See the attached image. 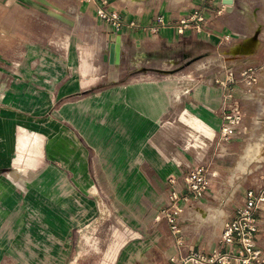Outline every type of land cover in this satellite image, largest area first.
Masks as SVG:
<instances>
[{
	"label": "crops",
	"instance_id": "0c3cea01",
	"mask_svg": "<svg viewBox=\"0 0 264 264\" xmlns=\"http://www.w3.org/2000/svg\"><path fill=\"white\" fill-rule=\"evenodd\" d=\"M202 4L203 0H0V153L9 151L7 160L0 154V209L29 204L38 214L16 221L0 211L2 260L63 264L68 253L76 223L75 199L62 197L54 188L55 194H46L42 173L41 177L36 174L33 186L8 184L4 177L10 174L11 168L6 166L15 158L16 141L26 143L17 139L18 132L20 138L27 121L42 125L45 120L37 118V113L47 108L44 98L50 96L57 121L60 112H67L72 123L84 128L87 138L91 136L92 111L99 112V121H107L103 112L115 113V140L122 138L123 129L128 130L132 174L154 193L148 205L153 209L167 205L173 190L186 192L185 177L191 167L203 161L213 164L216 176L208 192L200 200L183 203L180 222L187 243L196 251L227 250L219 246L225 222L237 216L248 189L264 186V69L255 84L237 88L248 119L245 129L225 145L224 160L219 164L213 160L222 89L213 80L228 73L207 70L204 73L211 82H201L188 94L176 93L172 87L185 75L178 72L182 65L193 63L197 70L205 63L215 65L222 54L228 56L223 57L228 64H263L264 1L215 0L218 11L209 20L203 16ZM101 9L114 15L120 27L112 19L106 22ZM200 15L202 20H198ZM237 18L241 22L236 23ZM118 34L122 37L121 61L112 66L110 45ZM256 34L258 43L251 51H234ZM223 35L231 39L224 41ZM204 73L195 72L200 77ZM129 75L131 82L119 83ZM108 82L120 86L90 94ZM69 97L86 98L60 107V100ZM176 107L180 121L168 116ZM18 124L11 142L8 129ZM104 134L100 130L97 136ZM7 143L12 144L9 149L1 146ZM20 155L26 158L22 152ZM29 190L34 194L28 196ZM256 217L257 245L264 247V211H257ZM109 249L115 250L114 246ZM188 249L186 246V252ZM169 250L167 255L173 253Z\"/></svg>",
	"mask_w": 264,
	"mask_h": 264
},
{
	"label": "rangeland",
	"instance_id": "374dc122",
	"mask_svg": "<svg viewBox=\"0 0 264 264\" xmlns=\"http://www.w3.org/2000/svg\"><path fill=\"white\" fill-rule=\"evenodd\" d=\"M214 1L203 0V16L206 20H209L208 17L212 13L216 14L218 11V8L214 9ZM205 15L209 16L206 17ZM246 18L250 25V17L247 16ZM105 21H109L107 17ZM239 22H241V18H237L236 23ZM205 35L207 36L206 33ZM254 38L256 39L255 43H253ZM230 39L229 35L222 36L224 41H229ZM248 40L246 48L240 51H251L258 43V35L251 36ZM223 57L228 56L222 54L220 60L215 62V65L205 63L197 70H195L193 63L186 66L182 65L183 68L179 69L180 71L178 72L184 71L185 75L189 76L183 79L181 76L175 80L172 87L173 90L175 91L176 89V93L180 92L183 94V88L188 86L192 92L194 88L200 86L201 82H211L210 78L206 77L207 74L204 73L207 70L222 73L232 69L233 75L238 77L239 80L232 84L231 88H233L235 97L243 104L241 98L237 95V88H242V86L246 85L240 79L246 65L238 63L228 64V60ZM156 64H160V61L158 60ZM160 67L164 69L163 65ZM196 71L203 72L204 76H196ZM226 77L214 79L213 84L222 89V83L226 81ZM131 79L132 76L129 75L119 83L126 85L131 82ZM13 81H11V84H13ZM119 83L116 85L108 82L98 89H94L90 94L120 86ZM84 98L86 97L64 98L60 100L59 106L83 100ZM52 99L53 97L51 96L44 98V104L47 108L41 113H37V118L45 120L42 125L27 121L25 129H20L22 132L20 138H18V132L17 139L25 140L26 143H19L17 140L16 151L13 152L10 149V153L13 152L12 157L15 158L12 160V166L9 163L8 167L5 165L6 168L11 169L8 170L10 174L4 177L8 180L5 183L8 184L23 185L27 183L33 186L36 181V174L37 177H41L40 174L42 173V184L46 194L49 196L55 194L54 191H51V188H54L55 192L57 189L60 191L58 193L62 197L69 196L75 199L74 218L76 223L71 230L70 246L63 264H180L190 260L189 252L196 250L187 243L189 241L184 236L182 223L179 222L177 227L172 229L168 220L162 217V210L168 207L169 201L167 205L160 209H153L148 206L153 199L154 193L143 179L132 174L134 166L129 157L131 155L130 143L128 137L125 136V132L128 130L123 129L122 138L115 140L112 126L115 113L110 112V110L103 112L102 114H107V121H99L101 119L98 116L99 112L92 111L93 113L90 114L93 121L88 125L91 136L87 138L88 135L84 134V128L72 123L67 112H60L57 121V114L51 110ZM175 103L178 104L179 100H176ZM221 108L222 92L221 105L218 111ZM33 113L28 112L30 115ZM218 114L221 116V113L218 112ZM180 115L181 112L176 107V110L170 112L168 116H171V120L180 121ZM221 119L222 117H220V121ZM247 119L248 114L245 117L244 124ZM17 126L19 124L8 129L11 142H13L18 131ZM100 130L101 134L102 132L105 133L102 137L101 135L97 136ZM216 134L217 136L214 138L216 149L213 163L219 164L220 160H224L225 145L229 141L217 146L218 132ZM11 145L7 143L1 146H6L9 149ZM21 152L26 155V158L21 157ZM2 153L0 154L4 156V160H7L8 156L6 155L9 154V151ZM211 167L213 168V164ZM0 179H2V176H0ZM186 192L183 193L186 194ZM2 194L0 192V198H3ZM20 194L21 197H25V192L20 191ZM26 194L30 196L34 192L29 190L26 191ZM201 198L191 199V201L200 200ZM26 205V207L19 208H1L0 211L4 210L16 221L24 215L38 216L34 208L29 207V204ZM237 210L235 215H237ZM159 216L160 219H158ZM154 219L158 222H154ZM17 226L16 224L14 225V227ZM177 229H179V232H173ZM180 235L183 236L182 253H179L181 245L178 242V237ZM111 246H114V251L109 249ZM186 246L190 247L187 252L185 250ZM219 246L223 249H226V247L228 249V246L221 240H219ZM169 249H173V253L171 252L172 254L167 255L166 253L170 251ZM2 263L17 264L14 259H10V261L5 259L4 261L0 256V264Z\"/></svg>",
	"mask_w": 264,
	"mask_h": 264
},
{
	"label": "built area",
	"instance_id": "2783aa9c",
	"mask_svg": "<svg viewBox=\"0 0 264 264\" xmlns=\"http://www.w3.org/2000/svg\"><path fill=\"white\" fill-rule=\"evenodd\" d=\"M100 15L104 18L107 17L108 20L112 19L113 24L120 27V24L114 21L115 16L108 11L101 9ZM202 19L201 15L198 16V20ZM160 22L163 23V20L160 19ZM187 24H185L186 27H188ZM197 29L200 31L201 27L198 25ZM179 31H183V28H180ZM263 69L264 63L246 65L240 79L246 85H253L257 82ZM227 73L226 81L222 83V108L218 111L221 113L222 119L218 129L217 146L227 143L245 129L244 120L247 112L231 88V85L239 78L233 75L232 69L227 70ZM185 77L187 76L183 75L182 79ZM183 91L189 93L191 89L187 86L183 88ZM215 176L211 163L208 161H203L189 169L185 177L186 194L173 190L169 196L168 207L162 210V217L168 220L172 229H175L180 222L183 203L191 201V199H199L206 194L211 185V179ZM258 210L264 211V186L248 189L244 203L237 210V216L224 224L220 240L228 246L226 251H214L209 255L190 251L191 258L187 262L191 264H264V247L258 246L256 240L258 232L256 212ZM173 232H179V229ZM178 242L181 245L179 253H182V235L178 237ZM187 262L184 261L180 264Z\"/></svg>",
	"mask_w": 264,
	"mask_h": 264
},
{
	"label": "water",
	"instance_id": "95a60500",
	"mask_svg": "<svg viewBox=\"0 0 264 264\" xmlns=\"http://www.w3.org/2000/svg\"><path fill=\"white\" fill-rule=\"evenodd\" d=\"M225 2L232 3L233 0H225ZM121 41H122V37L120 34H118L116 36L115 41L112 42L110 45L109 63L112 66L119 64L121 61V54H122Z\"/></svg>",
	"mask_w": 264,
	"mask_h": 264
},
{
	"label": "bare ground",
	"instance_id": "6f19581e",
	"mask_svg": "<svg viewBox=\"0 0 264 264\" xmlns=\"http://www.w3.org/2000/svg\"><path fill=\"white\" fill-rule=\"evenodd\" d=\"M246 44L248 45V41H246V43H244V44H242V45H240V46H237V47L234 49V51L239 52L240 50L245 49V48H246ZM84 119H85V118H84Z\"/></svg>",
	"mask_w": 264,
	"mask_h": 264
}]
</instances>
